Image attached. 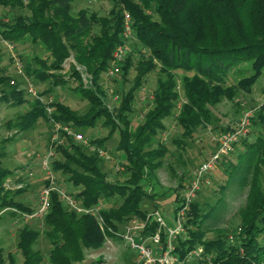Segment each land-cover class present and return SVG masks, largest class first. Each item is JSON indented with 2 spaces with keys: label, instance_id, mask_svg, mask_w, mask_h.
<instances>
[{
  "label": "trees",
  "instance_id": "trees-1",
  "mask_svg": "<svg viewBox=\"0 0 264 264\" xmlns=\"http://www.w3.org/2000/svg\"><path fill=\"white\" fill-rule=\"evenodd\" d=\"M74 1L77 0H0V7L6 12L15 7H24L29 12L27 16L8 17L7 21L1 18L0 35L14 44L28 36L32 43L42 45L48 52L46 60L33 59L39 69H32L31 73L38 80L50 83L49 88L40 93L66 83L60 71L69 56L90 73L91 84L84 86L78 71L70 67L69 76L77 82L74 89L88 103L86 111L78 114L66 104L54 101L52 117L82 133L102 119V124L108 127L106 137L90 141L103 146L106 138L116 134V149L124 155L122 165L126 177L121 182L109 181L98 157L70 137L65 139L64 145H56L51 165L54 173L63 174L65 181L76 188L74 196L82 205L110 200L101 214L106 227L110 228V231L106 229V234L112 237L113 232L131 218L146 215L141 204L152 196L146 186L156 184V171L169 152L168 146L156 138L165 130L164 121L171 116L180 92L184 102L175 122L190 136L200 124L211 121V108L215 104L222 98L232 100L236 89L250 91L261 74L264 69V0H111L113 7L107 15L101 16L84 9L71 14ZM118 3L123 7H117ZM124 10L131 16L134 43L122 65V76L125 78L130 68L135 74L132 85L120 94L117 110L112 112L105 106L98 79L114 46L121 40ZM94 25H98L97 31H93ZM136 47L146 49L147 55L138 53L140 57L134 61L132 53ZM245 62L250 64V74L239 78L234 85L229 84L226 75L236 64ZM27 67L29 73L30 64ZM153 71L157 76L151 106L132 127L129 114L134 91ZM9 81L10 76L0 68L1 96L11 99L13 104L25 102L29 106L13 125L27 130L38 118L49 122L43 105L37 100L26 101L25 90L10 85ZM252 124L257 131L254 140L250 143L242 140L247 153L239 181H247L248 191L238 211V231L228 235L219 230L216 235L207 236L201 224L210 214H200L194 201L185 220L187 237L177 239L176 252L183 256L188 250L202 246V253L200 258L195 257L186 264H264V103L252 117ZM173 143L180 148L183 146L177 139ZM237 168L234 165L229 175ZM169 169L173 171L172 167ZM4 174L0 170V210L11 206L30 211L6 193L1 194ZM225 187L222 185L220 190ZM172 200L177 201L178 196ZM50 201L43 219L44 234L50 243L49 264L81 262L87 249L100 248L104 236L93 217L68 210L54 191ZM153 230L154 224H149L144 234ZM38 234L37 230L26 226L19 230L16 247L21 264H43L41 253L33 248ZM7 258L8 264H14L10 253Z\"/></svg>",
  "mask_w": 264,
  "mask_h": 264
},
{
  "label": "rangeland",
  "instance_id": "rangeland-1",
  "mask_svg": "<svg viewBox=\"0 0 264 264\" xmlns=\"http://www.w3.org/2000/svg\"><path fill=\"white\" fill-rule=\"evenodd\" d=\"M112 7L111 0H77L71 4V14L75 15L80 9H84L87 13L94 12L100 16L107 15ZM117 7L122 8L123 6L118 3ZM15 15L27 16L29 12L24 7H15L10 12H6L0 7V19L3 18L4 21H7L8 17L12 18ZM97 30L98 25H94L93 31ZM129 43L132 51L134 40ZM138 53H142L144 56L147 55L146 49L136 47L132 53L134 61L140 57ZM36 57L46 60L48 59V52L45 51L42 45L32 43L28 36L14 44L0 35V68L3 69L4 74L10 76V80L13 79L14 84L12 85L25 90L27 80H32L39 92L49 88L50 83L48 80L42 82L31 73L32 69H39L38 64L33 61ZM124 60L116 75L108 77L102 72L98 79V84L102 87L105 106L112 112L117 110L120 94L132 85V78L135 74L133 69L130 68L126 71L125 78H123L121 68ZM18 64H20L21 73H18ZM29 64L30 72L27 73V65ZM71 65L75 69L76 65L81 66L75 62L72 56L66 58L60 71L64 79H67L66 83L52 87L51 91L47 90L48 92L41 94L50 95L54 101H60L78 114H82L86 111L88 103L74 89L77 82L75 78L69 76ZM250 72L249 62L236 64L226 75L227 82L234 85L239 78L248 76ZM156 76L154 71L148 73L143 84L134 91L132 111L129 114L132 127L141 121L144 113L151 106V101H140V95L143 93L142 88L146 92L153 91ZM80 82L83 83L81 78ZM90 84L86 83V86H90ZM178 90L181 91L180 88ZM1 94L0 91V170L5 172L2 179L3 189L1 194L6 193L7 197H12L15 202H19L33 210L37 206L39 191L47 182V177L42 172L39 163L40 157L45 154L50 144L52 127L49 122L38 118L32 128L19 130L18 127L13 125V122L19 115L29 109V106L25 102L20 105L13 104L11 99H4ZM179 95L182 97L181 92ZM26 101L30 102L33 99L27 96ZM262 103H264V69L252 84L250 91L236 89L232 100L222 98L215 104L211 108V121L200 124L190 136L184 134L181 128L176 125L175 117L178 110L174 107L171 116L164 121L165 130L156 138V141L168 146L169 152L166 153L162 166L156 171V184L153 186L147 184L146 189L152 196L144 199L141 208L146 209L147 212L159 209L166 220L171 222L173 218L172 206L176 202L172 199L175 195L178 196V199L180 198L184 184L190 178L193 169L209 153L214 151L216 144L212 137L234 126L244 109H251L254 116ZM8 122L11 123V126ZM82 131L88 139L105 138L108 127L104 126L102 119H100L92 129H83ZM256 132L251 119L247 136L241 138L234 145L233 150L210 171L208 183L197 193L194 201L198 204L199 213L205 214L208 212L210 214L201 224V229L206 231L207 236H214L219 230L225 231L228 235L238 231L240 224L238 211L243 207L248 191L247 181L243 183L239 181L240 175L242 176L240 172L246 165L244 154L247 153L242 140L244 139L247 143L252 142ZM174 139L180 140V144L183 146L181 148L177 147L173 143ZM116 145V134L106 138L103 147L109 151L112 159H98L107 179L112 182H121L126 177L124 167L123 170H116L115 166H121L124 155L116 149ZM234 165L238 168L231 176L229 172ZM170 167L173 168V171H170ZM54 175L57 185L74 194L76 188L65 181L63 174L57 171ZM222 185H226L223 191L220 190ZM110 203V200H107L102 204L103 207H107ZM23 226L38 231L39 234L33 248L41 253L43 264H49L50 243L44 234L46 226L43 220L23 222L18 219L16 212L10 210L0 214V233L3 234L0 237L2 253L0 264H8V253L12 255L14 264H21V255L16 247V242L18 232ZM133 257V251L127 248L124 241L112 236L108 240H104L100 248L87 249L84 259L74 264H126L130 263Z\"/></svg>",
  "mask_w": 264,
  "mask_h": 264
},
{
  "label": "built area",
  "instance_id": "built-area-1",
  "mask_svg": "<svg viewBox=\"0 0 264 264\" xmlns=\"http://www.w3.org/2000/svg\"><path fill=\"white\" fill-rule=\"evenodd\" d=\"M121 40L118 42L112 52L110 59L104 69V73L108 77H113L120 70V65L127 54L131 52L130 41L134 40V31L131 24V16L127 11H123L121 22ZM76 69L80 73L83 84L91 83V76L85 70L84 66H77ZM18 73H21L20 64L17 65ZM9 84H14L13 79ZM179 87L177 86V89ZM143 93L140 95V101H152L153 91L146 92L142 88ZM26 95L39 101L43 107L49 123L52 127L50 144L44 155L40 157V167L47 177V182L39 191L37 206L30 211L18 210L14 207H4L0 210V214L10 210L16 212L18 219L23 222L32 220H43L49 211L50 194L56 192L64 206L76 214H86L94 218L98 228L104 236V240H108L111 236L106 234V227L101 210L104 208L102 203L92 206L82 205L72 192L57 185L55 173L52 170V161L56 155V145H64L65 139L70 137L71 140L82 146L87 152L95 154L100 159H112L111 154L102 145L95 144L90 141L80 131L73 129L71 126L56 121L52 117L53 98L50 95H43L37 90V86L32 80H27L25 86ZM184 102L183 97L179 95L175 102V108L180 110L181 104ZM176 113V115L178 114ZM253 113L251 109H244L234 126L218 133L212 137L216 147L214 151L209 153L197 166L193 169L190 178L185 182L184 188L178 201L172 206L173 218L171 222L167 221L164 214L159 209H153L146 212L143 218L133 217L124 223L120 230L113 232V235L124 241L127 248L133 251L134 257L131 264H186L193 258H200L202 246L188 250L183 256H179L176 252L177 239L187 237L185 220L190 210L191 204L194 202L197 193L208 183V175L214 169L219 161L227 156L234 145L249 133L251 119ZM164 135V134H163ZM122 158V156H121ZM116 170H123V165H116ZM31 173V172H30ZM29 173V174H30ZM19 186V185H18ZM149 224H154V230L144 234V230Z\"/></svg>",
  "mask_w": 264,
  "mask_h": 264
},
{
  "label": "crops",
  "instance_id": "crops-1",
  "mask_svg": "<svg viewBox=\"0 0 264 264\" xmlns=\"http://www.w3.org/2000/svg\"><path fill=\"white\" fill-rule=\"evenodd\" d=\"M1 236H3V234H2V233H0V237H1Z\"/></svg>",
  "mask_w": 264,
  "mask_h": 264
}]
</instances>
